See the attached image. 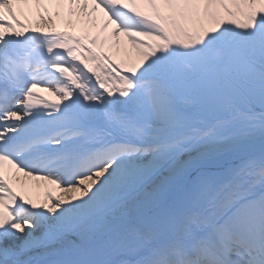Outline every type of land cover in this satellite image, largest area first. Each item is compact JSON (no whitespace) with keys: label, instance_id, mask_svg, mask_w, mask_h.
<instances>
[{"label":"snow or ice","instance_id":"obj_1","mask_svg":"<svg viewBox=\"0 0 264 264\" xmlns=\"http://www.w3.org/2000/svg\"><path fill=\"white\" fill-rule=\"evenodd\" d=\"M0 264H264V0H0Z\"/></svg>","mask_w":264,"mask_h":264}]
</instances>
